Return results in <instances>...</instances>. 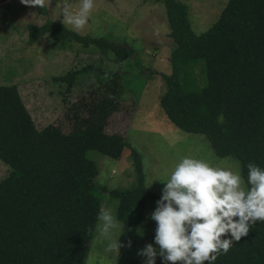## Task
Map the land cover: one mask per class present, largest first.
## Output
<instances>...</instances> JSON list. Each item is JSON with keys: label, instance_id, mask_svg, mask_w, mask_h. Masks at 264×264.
<instances>
[{"label": "trees", "instance_id": "16d2710c", "mask_svg": "<svg viewBox=\"0 0 264 264\" xmlns=\"http://www.w3.org/2000/svg\"><path fill=\"white\" fill-rule=\"evenodd\" d=\"M153 1L165 5L175 44L172 72L162 75L160 105L167 118L187 134L205 136L218 157L238 159L245 179L248 163L264 169V0H228L202 34L193 31L186 4ZM45 36L59 48L76 43L112 51L121 66L130 57L126 46L59 22L29 25V43ZM103 71L69 133L55 125L38 128L18 87L0 86V159L11 169L0 181V264H85L103 205L95 193L99 167L88 153L118 160L127 147L123 136L106 133L119 109L122 75ZM87 73L90 68L56 80L71 91ZM132 153L137 184L109 192L119 202L117 219L128 227L145 220L149 200L160 199L146 188L142 158ZM215 264H264V223Z\"/></svg>", "mask_w": 264, "mask_h": 264}, {"label": "rangeland", "instance_id": "374dc122", "mask_svg": "<svg viewBox=\"0 0 264 264\" xmlns=\"http://www.w3.org/2000/svg\"><path fill=\"white\" fill-rule=\"evenodd\" d=\"M189 9L190 23L196 34H202L219 19L228 0H180ZM47 12L24 6L20 0H0V86H17L21 97L38 128L55 125L69 133L74 128V115L85 114L82 104L90 100V85L96 89L99 73L115 70L122 75L119 109L110 117L106 133L119 134L127 142L123 155L115 160L90 151L88 157L99 167L95 193L102 207L117 217L118 199L110 196L114 189H129L137 184L132 150L142 158L145 186L161 198L164 184L174 165L183 157L204 160L211 166L238 168L234 157H218L209 140L203 135L187 134L175 127L160 105L165 92L163 74H171V52L175 48L169 37L170 26L166 7L153 0H93L88 25L81 35L105 38L126 46L130 57L124 66L112 51L95 46L85 48L73 44L66 48L55 46L49 36L29 43V25L42 26L48 20L59 22L58 0H45ZM62 3L63 0H60ZM81 0H69L73 11H79ZM58 18V19H57ZM67 28L71 29V26ZM91 69L79 75L71 91L67 83L56 78L69 73ZM10 167L0 159V181L10 173ZM104 187L103 191L100 189ZM157 204L149 200L145 220L136 227L125 226L113 239L122 244L132 241L131 249L124 247L120 255L105 251L107 240L95 232L89 244L85 264H144L137 255L146 244L154 243L156 222L149 218ZM142 227L144 236L137 235ZM131 230V231H130ZM156 264H163L158 256Z\"/></svg>", "mask_w": 264, "mask_h": 264}, {"label": "clouds", "instance_id": "9594fccd", "mask_svg": "<svg viewBox=\"0 0 264 264\" xmlns=\"http://www.w3.org/2000/svg\"><path fill=\"white\" fill-rule=\"evenodd\" d=\"M20 3L31 8L46 7L45 0ZM56 6L65 28L81 31L91 19L94 3L81 0L79 11H73L69 0H58ZM159 181L165 186L149 216L156 222L154 243L159 248L149 243L138 250L144 264H156L158 256L163 264H215L219 256L227 255L242 237H247L258 221L264 223V169L254 162L247 164L245 179L238 168L213 167L204 160L185 156L166 180ZM97 220L95 230L108 241L107 253L120 255L122 248L131 249L130 239L126 245L120 238L113 239L117 231L124 232L125 224L110 209L101 207ZM136 232L140 237L145 234L142 227Z\"/></svg>", "mask_w": 264, "mask_h": 264}]
</instances>
